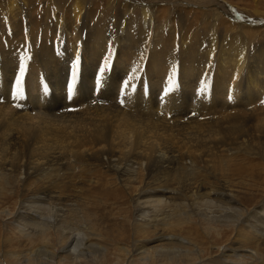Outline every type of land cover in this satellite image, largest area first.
<instances>
[{
    "label": "rangeland",
    "instance_id": "1",
    "mask_svg": "<svg viewBox=\"0 0 264 264\" xmlns=\"http://www.w3.org/2000/svg\"><path fill=\"white\" fill-rule=\"evenodd\" d=\"M74 1L56 0L57 3L64 5L63 8L68 11L66 15L71 13L69 8ZM120 1L113 0L112 3L111 0H88L87 7L91 8L96 16L102 10L109 13L107 7L115 9L117 16L121 18L124 16V11L119 7ZM151 1L154 0L149 2ZM186 1H188L186 4H181ZM214 1L220 4V8ZM26 2L30 7L27 9L30 13H27V19L31 20L32 13L35 15V21L36 14L44 13L46 10L52 11L56 6L53 0H26ZM110 2L112 5H109ZM18 4L22 5L19 2ZM131 4L138 3L131 1ZM172 5L176 11L172 10ZM138 6L142 5L138 4ZM159 7L161 8L156 13L164 12L162 18L171 19L176 26L178 21H182L186 34L193 33L195 35L193 38L202 36L210 28L212 29L213 25L211 27L210 24L215 16L214 11L217 10V14L221 13L216 19L220 22L216 25L218 34L224 30L223 19H227L225 17L229 13L237 12L243 20H237L236 23L225 22L226 25H231L235 32L244 34L247 47L252 44L258 45L259 49L256 51H252V47H249L245 52L247 55L264 53V0H175L173 3L160 2ZM140 16V10L137 8L133 18L137 19ZM243 21L244 24H241ZM38 28L36 32L38 36L34 34L26 38L27 32H24L23 37H20L23 44L30 41L29 44L23 45L25 52L23 57L25 55L29 57L26 60L28 63L25 70L24 92L27 93L29 89V86H26L29 82L27 79H35L37 85L34 94L39 96V101L37 99L39 106L49 101L52 94L56 103H60L62 99L63 102L65 100L70 102L65 109L62 108L65 115L77 112L71 117H65L74 121L73 127L68 128L69 133L74 134L76 131L78 133L80 128H84L85 132L81 134L86 136L87 143L80 146L82 143L78 138L75 142H70L74 140L70 138L67 143L77 145L75 152L81 147L84 155L82 157L65 155L66 159L54 158L45 161L42 167L45 174L42 177L40 174L38 178H32L29 175L33 173V169H29V165L34 166L35 162L49 160L50 155L40 154L38 150H32V146L28 150L27 141L24 142L25 138L22 136L24 131L19 127L24 125L23 122L20 119L12 122L13 130L8 133L19 132L16 139L18 141L15 140L14 146H9L5 152H0V155L18 166L15 169V166L7 164L0 168V264H264V238L251 237L244 222L248 217L247 212L264 202V134L257 128L258 122L264 117V107L259 105L245 109L243 107L240 113L244 119L242 123L244 134L237 133L234 137L225 139V127L230 123L219 125L218 118L230 111L228 105L200 109L197 111L200 115L197 117L199 120H195L192 118L193 114L187 111L188 106L179 104L181 99H178L176 101L178 103L172 104L174 111L166 108L169 112H165V118L157 120L154 111L161 108H157L156 97L162 96L167 84L163 88L158 85L154 86V91L150 90L151 81L145 73L134 76L135 90L131 88V94L127 92V95L121 96V89L115 88L116 85H110L118 77L111 68L110 71L105 72L102 87L97 91L95 88L97 74L88 76L87 72H83L82 64L79 66L77 82L81 81L82 76L87 77L86 83H83L85 87L80 92H73L72 98L69 99L66 87L71 81L73 69H67L64 78L63 71L66 70L61 67L59 68L61 76L56 79L58 82L48 80L46 66L44 67V62L38 58L41 49L35 41L40 37L45 40L47 36L49 40L52 39L44 34L45 30ZM120 37L122 35H118L117 39ZM51 48L54 54L49 60L50 66L55 62L59 64L55 58L59 48L55 46L54 51L53 45ZM115 57L116 55L112 57L111 64L114 63ZM74 60L71 59V63ZM137 62L130 59L126 64L130 66ZM30 63L32 66L33 64L38 66L39 75L28 72ZM14 71L15 69L12 68L6 70L0 68V88L4 89L3 92L0 90V107L6 109H10V106L14 109L16 104L22 105L21 99L25 98L23 96L15 101L16 97L13 96L12 89L14 83L12 92L9 89L8 82H14ZM172 72L173 70H169V73ZM124 79L126 78H122V81ZM177 93L175 89L170 95ZM63 94L67 95L64 97ZM140 94L147 95L151 101L149 107L141 104ZM121 99L124 100L123 104L120 103ZM53 102L51 104L49 102L47 108L43 107V113L49 116L46 117V121H52L54 126L62 120V117L54 118L52 112H58L59 109L55 108L54 105L57 104ZM190 102H188L189 106ZM236 109L241 108L236 107ZM33 110L19 111L31 113ZM132 114L134 118L143 119L151 128L145 126V134L138 145L139 148L143 145L146 134L152 135L149 146L151 152L148 156L141 155L142 149L135 148L137 144L133 147L128 142L130 140L118 138V134L112 132L115 128L110 127L108 123L106 128L109 129L107 134L109 137L106 143L103 141L98 143L92 138L94 129L100 126L102 123L100 119L103 116L108 115L107 119L113 121L121 120L125 115L126 119L135 123ZM6 115L10 116V112ZM2 119L4 117L0 115V120ZM88 130L89 132H86ZM161 133L165 134L162 138L158 137ZM99 144L106 146L107 149L101 151ZM60 150L63 152L66 149ZM51 151L55 152L57 149ZM105 151L106 154L102 155ZM147 152H149L148 148ZM55 154H59L58 151ZM94 154L103 157L98 160L100 156ZM158 156L161 160L155 163L157 161L155 158ZM5 172L8 174L6 175ZM155 188L169 190L170 193L166 194L170 195V199L177 205L170 219L166 220L169 225L164 226L159 222L151 224L152 226H142L141 223H144L140 220L142 211L152 209L139 210L137 206L139 196L144 189ZM217 192H224L227 196L217 195ZM206 197L216 200L218 206L232 199L245 212L231 211L232 214H228L227 211H220L219 207V209H210L212 211L210 213L214 215L211 216L207 209L193 207L190 214H184L188 212L183 209L186 201L192 202ZM164 212L155 218L160 219L166 214ZM172 233L187 242L178 253L171 249L163 250L165 247H155L161 242L160 239H165L166 234ZM239 250L242 251L237 253L236 251Z\"/></svg>",
    "mask_w": 264,
    "mask_h": 264
},
{
    "label": "bare ground",
    "instance_id": "2",
    "mask_svg": "<svg viewBox=\"0 0 264 264\" xmlns=\"http://www.w3.org/2000/svg\"><path fill=\"white\" fill-rule=\"evenodd\" d=\"M53 1L56 4L54 9L52 11L44 10V13L36 14V21L34 20L35 15L32 13L31 20L27 19L26 15L27 13H30L27 11L29 5H26V3H28L26 0L0 1V68L4 70L8 68L15 69L13 73L14 82H8L11 92L13 89L12 84L15 83V77L18 75L19 68L22 63L24 52L23 45L25 43L29 44L30 42H24L23 44V41L20 40V37L25 34L24 32L28 33L25 34L26 38H28L29 35L36 34L37 28L39 27L41 28L40 30H45L44 34L49 35V37L52 39L49 40L47 36L45 37V40L43 39L44 41L41 37L38 41H35V44L38 42V46H40L41 49L38 58L44 62V67L46 66V74H48V80L50 82H58L56 79L60 78L61 76L59 73V68L61 67L63 70H66L63 71V77L65 78L67 69L70 70L74 62L73 61L71 63V59H76L77 55L80 57V64H82L83 72H87L88 76H94L98 74L99 68L103 64L105 57L111 56L112 59V57L116 55L114 63H112L110 68L106 71H110L111 68H113L112 71L118 74L117 80H113L110 83V85H116L115 88L117 87L118 89H121L122 87V78H127V74H131L132 72L133 76L147 73L150 78L149 80L151 81L149 82L150 90L154 91V86L160 85L163 88V86L168 82V77L172 74L169 73V70H175V78L176 82H178L175 89L178 91V93L175 95H170L171 93H174V89L173 92L169 93L168 96L164 97L163 100H161V96L158 97L157 95V108L160 107L161 110L158 109L154 111L155 119L162 120L158 118H165V112H169V110L166 108H170L172 111H174V106H172V104H174V102H176L178 99H181L179 104L183 103L185 106H188V112L192 114L195 113L192 115V118L195 120H199L197 117L200 115L197 114V111L200 109H213L215 107H222L221 105H228L230 111L223 113V115L218 118L219 125L225 122L230 123V125L228 124V126L225 127V139L226 137L227 139L234 137V135L237 133L242 132L244 134L242 130V123L244 122V119L242 118V113H240L243 107L244 109L246 107H253L256 105L264 107V103H261V101H264V53L259 55L253 53L254 56L247 55L245 52L249 50V47H252V51H256L259 49L258 45L252 44L247 47L244 34L235 32L234 27L231 25H226L225 23H236L237 20H243L239 13H229L227 17H225L227 19H223L224 21L222 22L224 30L222 33L218 34L216 31V25H218L220 22H218L216 19L217 17H220L221 13L217 14V10L214 11L215 16L210 24V26L213 25V27L211 26L212 29L210 28L209 31L207 33L205 32L204 35L201 34L202 36H196V38H193V33L190 32L191 35L186 34V29H183L184 24L182 21H178L176 26L173 25V21L171 19L162 18L164 12L160 14L156 13V11L161 8L159 7L160 2L161 4L163 2L173 3L175 0H154L151 1L152 3L149 2L150 0H126L125 2L124 0H116L120 1L119 7L124 11V16L121 18L117 16V11L115 9L108 7L106 10H108L109 13L100 10V14L96 16L91 8L87 7L88 0H75L69 8L71 13L66 15L65 13L68 11L63 8L64 5L57 3L56 0ZM131 1L142 6L137 7L138 4H131ZM18 2L22 3V5L18 4ZM111 2L113 3V0H111ZM111 2L109 5H112ZM187 2L188 1L182 2L181 4L184 5ZM214 3L215 5H218V8H220V4H218V2L214 1ZM210 5L213 6L212 4ZM171 7L173 11H176L173 5ZM137 8L140 10L141 16L140 18L138 17L137 19H134L133 14ZM218 10L220 11V9ZM37 12L40 13V11ZM241 24H244V21L241 22ZM37 25L38 27H36ZM118 35H122V37L117 39ZM21 39L25 40L24 38ZM51 45H53V51L56 49L55 46L59 48L55 56L59 64L55 62V64L50 66L49 60L54 54L51 50ZM130 59L137 60L139 63L137 62L134 65L127 66L126 63L130 61ZM23 62L28 63V61ZM31 64L32 63H30L28 66V72L39 75L37 68L38 66L36 67L34 64L32 66ZM53 68L56 69L50 71ZM133 69H136V71L133 72ZM159 78L162 79L160 80ZM27 80H29V82L26 84V86H29V89H27V95L25 98L21 99L22 105L18 106L16 104V106L14 105L15 107L13 106L14 109L12 106H10V109L0 107V115L4 117V119L0 120V152H5L9 146H14L19 132H8L13 130V125H11L12 122H14L16 119H20L24 125L19 127L21 128V131H24L22 136L25 138L24 142L27 141L26 144H28V150L32 146V150H38L40 154L43 153L45 156H47L48 153L50 155L49 160L45 159L43 161L41 160L35 162L34 166L29 165V169H33V173L29 176L32 178H38L40 174L41 177L45 174L42 168L45 161H51V159L54 160V158L56 160H61L63 158L66 159L65 155H74L76 157H82L84 155L81 147V149L79 148V150L75 152L77 145L67 143V141L69 142L70 138L74 139L70 142H75L78 138L82 143L80 146H83L84 143H87V141L86 136L81 134V132H85L84 128H80L78 133H76L77 131L74 134L69 133L70 130H68V128L70 129V127H73L74 121H72L71 118V121L65 119V117H71L77 112L65 115V112L62 108L65 109L66 105H68L70 102H67V100L63 102L64 99H62L60 103H56L52 94L49 101L44 103L43 106H39V96H35L34 94L37 80L30 78ZM86 80L87 77L82 76L81 81L79 80V82H77V88H75L74 92H80L82 88L85 87L84 84L86 83ZM133 81L134 79L129 82V87L125 90L126 93L128 92V94H131L130 92L132 90V85L135 83V81ZM201 81H205L209 85V89L206 93H200L198 91L201 86ZM142 85H144V83H142ZM62 89L63 87H61V90ZM0 90L3 92L4 89L0 88ZM63 95L65 97L67 94ZM230 96L231 99H229ZM17 99L18 98H15V101ZM139 100L144 106H150L151 101H149L147 95L145 96L140 94ZM189 101H191L190 106L188 105ZM49 102L50 104L52 102L57 104L53 105L56 109H59L58 112H52L54 118L62 117V120H59V122H57L54 126L51 123L52 121H46L47 116L43 113V107L47 108L48 105H50L48 104ZM37 107H40V109L38 110ZM236 107H240L241 109L238 110ZM35 108L37 109L34 111L33 109ZM28 109L33 111L31 113H21V111H26ZM16 111H19V113ZM146 111L148 112V110ZM8 112H10V116L6 115ZM85 113L87 114V112ZM94 114L92 115L94 116ZM108 115L103 116V118L100 119V122L102 123H100L99 127L94 129L92 138H95L98 143L107 141V138L109 137V135H107L109 133V129L106 128V125L108 123L110 127L113 126L115 128L114 130H111L113 133L118 134V138L121 137L122 139L123 137V139L125 138L130 140L128 142H130L133 147L135 144H137L135 148H139L138 145L145 134V126L151 129L149 124L144 122L143 119H139L137 117L134 118L133 114L132 117L134 118L135 123H132L126 119L125 115L123 118H121V120L114 119L113 121H109V119H107ZM143 118L145 119V117ZM79 120L81 122V119ZM138 120H140V122ZM256 122H258V120ZM80 125L81 124H79V126ZM79 126L76 128L77 130ZM257 128L262 134H264V117L262 121L258 122ZM86 132H89V130ZM146 132L149 131L146 130ZM164 135L165 134L161 133L159 136H157L162 138ZM114 139L116 140L115 137ZM131 140H133L132 143ZM150 140H152V135L148 133L146 134L143 145L139 148L142 149L140 150L141 155L148 156L150 154ZM29 141H31V143H29ZM64 143H66V146H64ZM58 148L66 149L64 150L66 153L64 151L61 152L60 149L59 151ZM99 148H101V151H103L106 146L99 144ZM147 148L149 149V152H147ZM55 149H57L59 154H55L57 151H51ZM96 150L99 151L98 149ZM106 151L104 153L102 152V155L106 154ZM92 152L94 153L95 150ZM94 155L97 157L100 156L98 160L102 159V155ZM155 159L157 160L155 163L161 160L159 156ZM7 164L8 166H15L13 163H11V161L2 158L0 155V168H2L4 165L6 166ZM17 166L14 168L17 169ZM8 171H10V168ZM7 174L8 173H6V175ZM41 189L43 190V188ZM43 191L47 192L46 190ZM166 193H170V191L158 188L153 190L144 189L142 191L141 195L139 196L140 199L137 202V206L139 207L138 209H152L150 211H142L140 215V220L144 222L143 224L141 223L142 226H149L159 222L164 226L170 224L166 220L170 219L172 211L174 210L177 203L174 200H171L170 195H167ZM218 194L220 196L222 195L223 197L227 196V194H224V192H217V195ZM229 201L230 202H225V204L222 205L219 204V206L216 200L213 201L207 197L206 199L192 200V202L186 201V203L183 205V209L184 211L188 212H184V214L191 212L193 207L197 209H207L208 214L211 216H214L211 214L212 211H210L212 208L219 209L220 207V211H227L228 214H232L231 211H244V209L238 204H235L232 199ZM163 211H165L164 213L166 214H164L160 219H156L155 217L158 214H162L161 212ZM247 213L248 217L244 220V222L246 223V228H248L250 231L249 234L251 237L264 238V202H261V205L256 208L254 207L250 212ZM164 237L165 239H160L161 242L158 245L154 244L155 247H165L163 250L171 249V251L174 252L175 250L178 253L180 249L184 247V244L187 243L184 239L174 236L173 233L166 234ZM240 251L242 250L236 252L240 253Z\"/></svg>",
    "mask_w": 264,
    "mask_h": 264
},
{
    "label": "snow or ice",
    "instance_id": "3",
    "mask_svg": "<svg viewBox=\"0 0 264 264\" xmlns=\"http://www.w3.org/2000/svg\"><path fill=\"white\" fill-rule=\"evenodd\" d=\"M29 57L25 55L22 58V63L19 68V73L15 77V83L13 87V96L16 98H22L24 96V79H25V70H26V63L23 61H26ZM79 66H80V57L77 55L76 59L73 62L72 68V75H71V81L67 86V93H68V98L71 99L73 92L76 88L77 85V79H78V74H79ZM111 66V56L105 57V60L103 64L100 66L98 74L95 79V88L96 90H100L102 87V81L104 80V75L107 69H109ZM136 69H133V72H135ZM175 70H173L172 74L168 77V82L166 87L163 90V94L161 96V100L164 99V97L168 96L169 93L173 92V90L176 88V78H175ZM135 77L132 74H129L126 79L122 81V87L120 90V95L124 96L127 95L126 89L129 87V82L133 80ZM133 91L135 90V85H132ZM209 89V85L205 81H201V86L198 89L200 93H206ZM45 92H47V86H45ZM231 99V96L229 97ZM121 104L124 103V100L121 99L120 101ZM261 103H264V101H261ZM195 113H193L194 115Z\"/></svg>",
    "mask_w": 264,
    "mask_h": 264
}]
</instances>
